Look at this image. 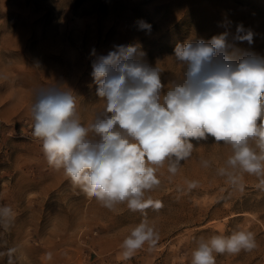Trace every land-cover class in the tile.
<instances>
[{
    "label": "rangeland",
    "instance_id": "obj_1",
    "mask_svg": "<svg viewBox=\"0 0 264 264\" xmlns=\"http://www.w3.org/2000/svg\"><path fill=\"white\" fill-rule=\"evenodd\" d=\"M225 17L233 33L237 23L256 33L251 46L231 37L229 43L264 56V0H0V206L16 213L7 230L0 227V264H191L198 239L237 228L254 233L257 248L216 254V264H264V190L255 176L244 174L239 191L217 174L230 146L211 137L192 141V156L175 176L166 165L158 170L161 184L148 195L163 207L142 214L88 198L47 163L32 135L35 94L57 82L77 95L84 126L103 109L91 76L93 48L107 55L114 44L139 41L167 88L181 75L171 58L175 46L219 35ZM137 19L152 25L150 35L136 30ZM186 181L198 186L187 190ZM144 220L158 232L157 246L121 259L123 240Z\"/></svg>",
    "mask_w": 264,
    "mask_h": 264
},
{
    "label": "clouds",
    "instance_id": "obj_2",
    "mask_svg": "<svg viewBox=\"0 0 264 264\" xmlns=\"http://www.w3.org/2000/svg\"><path fill=\"white\" fill-rule=\"evenodd\" d=\"M232 25L225 17L220 25L225 31L210 40L190 37L178 43L171 58L181 75L167 88L160 67L144 59L139 41L114 44L107 55L93 48L91 76L104 107L88 126L81 123L71 88L57 82L35 94L32 135L42 142L47 163L101 206L112 210L126 204L145 214L149 207H163L148 195L161 184L158 170L166 165L175 176L192 156V141L211 137L232 153L217 174L239 191L244 190V174L255 176L264 190V56L229 43L231 37L251 46L256 36L243 23L233 33ZM134 27L152 32L143 19ZM33 66L40 69L39 62ZM201 164L210 167L208 160ZM197 186V181H186L187 190ZM15 215L10 206H0V227L7 230ZM158 240L154 226L144 220L123 240L120 258L130 259L145 245L151 251ZM256 248L254 233L237 228L228 236L198 239L191 264H216V254Z\"/></svg>",
    "mask_w": 264,
    "mask_h": 264
}]
</instances>
